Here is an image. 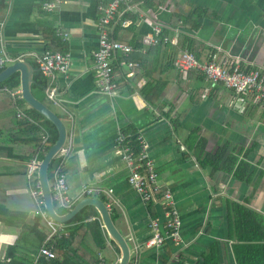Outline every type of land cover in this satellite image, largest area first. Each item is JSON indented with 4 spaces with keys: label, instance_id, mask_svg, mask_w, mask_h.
Listing matches in <instances>:
<instances>
[{
    "label": "crops",
    "instance_id": "0c3cea01",
    "mask_svg": "<svg viewBox=\"0 0 264 264\" xmlns=\"http://www.w3.org/2000/svg\"><path fill=\"white\" fill-rule=\"evenodd\" d=\"M46 1L4 0L2 38L14 62L26 60L35 68L45 51L69 55L67 70L48 83L50 104L44 103L67 127L63 168L70 199L75 205L86 197L107 203L116 227L128 239V264H206L212 250L218 264H239V242L232 233L236 206L264 218V101L213 83L199 69L180 71L177 56L187 50L199 61L214 57L225 64L264 69V0H140L130 7L122 5L111 35L134 50L113 58L112 95L102 90L94 59L99 48L98 8L108 0H61L53 11L44 9ZM48 23L55 28L54 44L44 34ZM155 24L167 30L169 40L158 50L157 44L149 43ZM183 37L191 40L195 51L179 46ZM133 43L142 47L135 49ZM149 81L158 85L153 102L142 91ZM5 87H0V204L31 217L41 208L26 187L35 154L27 156L35 148L13 142L15 116L24 109L19 103L21 87ZM121 133L141 134L148 144L159 184L156 199L148 204L128 182L129 168L118 143ZM208 154L220 159L218 164L203 165L200 160ZM231 156L238 160L229 170L224 162ZM242 161L247 173L238 177ZM85 188L93 190L82 195ZM166 191L181 218L180 240L150 246L151 220L157 219L162 228L167 220ZM99 220L108 243L105 249L97 247L94 255L98 261L103 257L105 264H118L121 249ZM19 235L18 229L0 220V260L8 246L19 242L21 250L29 251ZM83 255L72 264L90 263L93 256Z\"/></svg>",
    "mask_w": 264,
    "mask_h": 264
},
{
    "label": "built area",
    "instance_id": "2783aa9c",
    "mask_svg": "<svg viewBox=\"0 0 264 264\" xmlns=\"http://www.w3.org/2000/svg\"><path fill=\"white\" fill-rule=\"evenodd\" d=\"M60 1L61 0L46 1L43 7L45 10L53 11ZM137 1L140 0H108L99 4V17L97 23L99 48L94 54V59L96 69L99 73V84L102 90L110 95L114 93V87L116 86L113 66L115 60L113 58H115L118 52L129 54L134 50L131 45L116 40L111 35V29L118 20L121 6L126 5L130 7ZM127 22L128 21H124L123 24H126ZM2 26L3 23L0 21V67H5L14 62L15 58L9 55L4 48ZM161 32V26L155 24L154 37L150 39L149 43L156 45ZM63 35L64 37L67 36L66 33ZM166 39L168 40L167 37ZM177 57V66L180 71H186L192 68L199 69L206 75L207 79L213 83H222L226 87L232 89L236 94L242 95L250 93L256 98V100L264 101V69L260 67H243L238 63L225 64L217 61L214 57L207 61H199L194 53L187 50L182 51ZM68 58L69 55L67 53L48 50L45 51L44 54H41L40 57H37L36 61L38 63L39 71L52 81L58 72L67 70L70 63ZM130 64L133 65L134 63L132 64L130 62ZM4 89L9 90L7 87ZM46 91H48V94L52 97V94L49 91V86L46 87ZM18 93H20V91ZM21 115L25 114L23 110L19 109L17 116ZM29 119H31V117H29ZM130 136L131 135L128 133H121L118 136V143L121 145L122 155L129 168L128 182L139 193L143 202L148 204L156 199V192L159 190V184L157 183L158 173L154 162L149 155L148 144L144 137L141 134L137 136L139 150L138 152H135L132 147H130L131 145L126 141ZM47 139L48 134L45 133L43 142H46ZM66 144L58 154V156L61 157V160L54 169L51 180V189L54 200H56L62 207H70L73 204V201L69 196V185L63 168L64 158L67 152ZM39 152L40 150L37 151L34 157L30 160L28 170L29 189L38 205L42 202L39 198L41 188L39 182L36 186L33 184V176L40 163ZM92 190L93 189L91 188H85L82 195L90 194ZM163 198L166 204L165 210L167 220L164 228L161 227V224L157 219L151 220L153 234L148 241V245L150 246L162 245L166 240H172L174 242L180 240L179 233L181 218L175 206L171 192L166 191ZM39 211L51 232L49 236L46 237V240L38 253L35 255L34 264H36L41 257H45L46 259L53 258L55 256L53 248L57 239L67 236L68 234L67 224L55 221L49 216L47 211L42 210L41 208ZM97 264H105L104 258L99 257Z\"/></svg>",
    "mask_w": 264,
    "mask_h": 264
},
{
    "label": "trees",
    "instance_id": "16d2710c",
    "mask_svg": "<svg viewBox=\"0 0 264 264\" xmlns=\"http://www.w3.org/2000/svg\"><path fill=\"white\" fill-rule=\"evenodd\" d=\"M44 1L45 0H43V2ZM3 4L4 0L1 1L0 6L2 7ZM46 25L47 26L43 29L44 34L48 39L51 40V44H54L57 41L55 28L49 23ZM129 27L132 28V26ZM116 28L118 29L119 26H116ZM166 31V29H162L157 45L154 47L157 50L160 46L167 47V45H169V40L166 39L168 36ZM180 37H182V35ZM180 40L179 46L195 51L191 40L189 41L184 37ZM59 41L61 42V38ZM132 45L135 47V49L142 47V43H133ZM61 48V50H65L63 46ZM175 54L176 53L174 52V56ZM141 62H143V60H140L139 64H141ZM4 68L5 67H0V71H2ZM49 82V78L43 75L38 70V68H36L32 90L33 94L42 102H45L46 100V87L48 86ZM5 86L11 90L19 89L20 73L15 72L6 80L0 82V87ZM142 91L151 102L154 101V98H156L159 93L158 85H154L151 81H149V84L143 86ZM19 103L21 107L24 108V114L27 116H15L17 128L15 134L16 138L13 139V142L33 145L35 149H33V152H29L27 158L30 159L37 151L40 150L39 159L42 160L48 151V148L55 143L58 137V130L55 124L42 113L34 108L29 107L22 96H20ZM29 117H31L32 120L29 119ZM45 133L48 134V139L46 142H43ZM130 135L131 136L127 138L126 141L131 145L130 147H132L135 152H138L139 141L137 140V135L136 133H132ZM201 156L202 155L199 156V159ZM60 160L61 157L56 156L51 161L48 173L50 180L52 179L53 171L57 167ZM237 160L238 157L231 156L226 160V162H224V165L227 169L232 170L234 165L237 163ZM200 161L203 165L209 163L214 165L218 164L220 159L208 154ZM246 173L247 163L242 161L238 164L236 174L238 177H243ZM38 182V171L36 170L33 176V184L36 186ZM39 198L42 200L41 209L46 211L42 194L39 195ZM54 205L56 210L60 214H63L70 211L75 206V203H73L70 207H62L56 200H54ZM235 211V219L233 221V226L235 229H233L232 233L237 234L236 236L239 242L235 244V254L239 260V264H264L263 216L240 205L236 206ZM0 220L6 226H12L13 228L18 229L20 232L19 239L28 242L29 246V251L27 252L21 250L24 246L22 247L20 242L18 244L8 246L4 258L0 260V264H34L33 261L35 255L38 253L41 246L44 244L46 237L49 236L51 232L50 228L43 220V216L40 211L35 212L31 217H29V213L26 211L11 209L6 205L0 204ZM66 224L69 225L68 234L67 236L58 238L57 242L54 244L53 250L55 252V256L51 259L41 257L36 264H72L73 261L76 260L77 255L83 254H89L93 256L91 262L88 264H97L98 258L94 255V252L96 251L95 249L97 247L98 249H105L108 243L106 237H104L105 235L101 227L98 211L92 205L85 206L70 221L66 222ZM214 254V250L208 253L206 264H218ZM30 255L33 256L31 257Z\"/></svg>",
    "mask_w": 264,
    "mask_h": 264
},
{
    "label": "water",
    "instance_id": "95a60500",
    "mask_svg": "<svg viewBox=\"0 0 264 264\" xmlns=\"http://www.w3.org/2000/svg\"><path fill=\"white\" fill-rule=\"evenodd\" d=\"M1 1L2 0H0V3ZM35 70L36 68L31 62L26 60H17L0 71V82L6 80L13 73L19 72L21 93L27 105L36 109L52 121L58 130V137L55 143L48 148L44 158L38 165V178L45 209L52 219L57 222L64 223L70 221L86 205H93L99 213L104 230L109 235L108 237L115 241L121 249L122 257L118 264H128L131 255L128 239L123 236V234L116 227L110 208L105 201L94 197H86L79 201L70 211L63 214H60L55 208L54 197L51 189V180L49 179L48 174L49 167L51 161L59 154L62 147L65 146L68 138V131L63 119L59 117V115L47 104L39 100L33 94L32 84L34 82Z\"/></svg>",
    "mask_w": 264,
    "mask_h": 264
},
{
    "label": "rangeland",
    "instance_id": "374dc122",
    "mask_svg": "<svg viewBox=\"0 0 264 264\" xmlns=\"http://www.w3.org/2000/svg\"><path fill=\"white\" fill-rule=\"evenodd\" d=\"M45 103H47L48 105L50 104V103H48V102H47V100H45ZM50 106H51V107H53L52 105H50ZM53 109H55V110H56V108H55V107H54ZM26 187H27V189H29V186H26ZM26 195H27V194H25L24 196H26ZM22 200H23V201H25L26 199H25V198H23ZM26 201H27V200H26ZM26 201H25V202H26ZM29 203H32V202H30V201H29Z\"/></svg>",
    "mask_w": 264,
    "mask_h": 264
},
{
    "label": "clouds",
    "instance_id": "9594fccd",
    "mask_svg": "<svg viewBox=\"0 0 264 264\" xmlns=\"http://www.w3.org/2000/svg\"><path fill=\"white\" fill-rule=\"evenodd\" d=\"M207 78V77H206ZM20 96H22V93H21V89H20ZM23 112H24V110H23ZM31 120H32V118H31ZM58 156V155H57ZM41 161V160H40ZM37 171H38V169H37ZM52 180V179H51Z\"/></svg>",
    "mask_w": 264,
    "mask_h": 264
}]
</instances>
